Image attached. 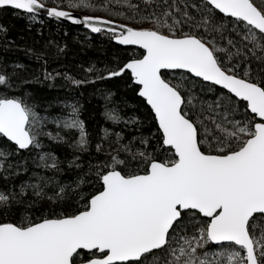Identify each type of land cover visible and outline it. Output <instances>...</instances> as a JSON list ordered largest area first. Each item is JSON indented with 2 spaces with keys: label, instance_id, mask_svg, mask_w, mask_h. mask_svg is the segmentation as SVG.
<instances>
[{
  "label": "snow or ice",
  "instance_id": "snow-or-ice-1",
  "mask_svg": "<svg viewBox=\"0 0 264 264\" xmlns=\"http://www.w3.org/2000/svg\"><path fill=\"white\" fill-rule=\"evenodd\" d=\"M9 11L117 50L76 73L49 70L67 48L53 40L24 50L30 76L0 61V264H264V0H0Z\"/></svg>",
  "mask_w": 264,
  "mask_h": 264
},
{
  "label": "trees",
  "instance_id": "trees-1",
  "mask_svg": "<svg viewBox=\"0 0 264 264\" xmlns=\"http://www.w3.org/2000/svg\"><path fill=\"white\" fill-rule=\"evenodd\" d=\"M78 12L106 15L104 12H89L84 10H78ZM41 18L45 19V24L43 26L39 23H33L30 25L26 19L17 18L12 15L10 11L0 13V24H3L8 29L6 36L0 34V61H3L6 64H12L15 62L27 65L29 72L21 73L23 76H30L40 69V63L34 58L29 57L24 50L26 48H34L37 51L47 50L49 55H51V52H54L55 48L46 49L49 40L57 42L60 46L67 45L65 54L60 57L57 63H53L50 59V71L54 68L62 67L76 73L78 72L77 66L81 62H87L89 60L104 61L110 59L112 53L117 50L116 45L112 44L110 46L107 38L100 34H92L87 29L48 20L46 17ZM116 19L117 21H122L120 18ZM65 31H67V35H65ZM86 36L90 37V40H88L87 43L85 42ZM6 41H14L11 50L6 51L4 49L3 45ZM119 50L122 52L123 46H119ZM85 66L87 65L85 64ZM100 66H102V64ZM9 71H11L10 68ZM57 83H59V81H57ZM26 90L33 91L37 98L46 95L54 96L57 94L55 89L50 90L42 88L38 84L26 86ZM120 95L126 96L129 105L134 106L142 104V101L134 97L131 92L119 94L117 100L120 99ZM102 104L103 101L98 98H94L90 103L86 104L84 118L89 123L90 130H93L94 132L98 130V125H104L103 118L100 115ZM38 110L41 111L42 115L44 114L42 109ZM127 111L131 112V108H128ZM139 114H144L142 108L140 109ZM0 143H2V141H0ZM45 143L47 144L49 142L45 140ZM23 155L26 156L27 153H24ZM57 155L62 156L63 153L60 150H57ZM16 159H20V157H17Z\"/></svg>",
  "mask_w": 264,
  "mask_h": 264
},
{
  "label": "water",
  "instance_id": "water-1",
  "mask_svg": "<svg viewBox=\"0 0 264 264\" xmlns=\"http://www.w3.org/2000/svg\"><path fill=\"white\" fill-rule=\"evenodd\" d=\"M77 14H78V15H86V13H80V12H78V11H77ZM88 15H92V14H88ZM94 15H97V14H94ZM101 16H102V15H101ZM60 22L65 23V24L70 25V26H75V25H71L70 22H67V21H60ZM60 22H59V23H60ZM117 22H121V21L118 20ZM77 27L82 28L81 26H77Z\"/></svg>",
  "mask_w": 264,
  "mask_h": 264
},
{
  "label": "rangeland",
  "instance_id": "rangeland-1",
  "mask_svg": "<svg viewBox=\"0 0 264 264\" xmlns=\"http://www.w3.org/2000/svg\"><path fill=\"white\" fill-rule=\"evenodd\" d=\"M81 13H82V12H81ZM86 14H87V13H86ZM93 14H94V13H93ZM93 14H92V15H93ZM97 15H101V14H97ZM102 16H104V15H102ZM121 22H123V21H121Z\"/></svg>",
  "mask_w": 264,
  "mask_h": 264
}]
</instances>
